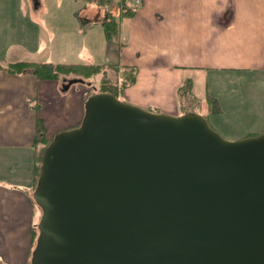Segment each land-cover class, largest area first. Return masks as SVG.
<instances>
[{
  "label": "water",
  "instance_id": "1",
  "mask_svg": "<svg viewBox=\"0 0 264 264\" xmlns=\"http://www.w3.org/2000/svg\"><path fill=\"white\" fill-rule=\"evenodd\" d=\"M82 79H70L67 90ZM31 264H264V131L97 92L44 149Z\"/></svg>",
  "mask_w": 264,
  "mask_h": 264
},
{
  "label": "crops",
  "instance_id": "2",
  "mask_svg": "<svg viewBox=\"0 0 264 264\" xmlns=\"http://www.w3.org/2000/svg\"><path fill=\"white\" fill-rule=\"evenodd\" d=\"M105 20L115 23L110 34ZM17 62L102 65L106 75L113 69L111 81L133 68L124 92L168 90L176 111L186 79L195 98L199 82L205 96L213 81L218 90L243 84L254 93L235 108L264 124V0H0V264H31L42 215L33 196L38 121L49 140L57 133H50L51 109L58 120L70 119V128L79 126L91 91L89 80L65 90L67 78L11 72ZM220 111L193 112L222 133L228 124Z\"/></svg>",
  "mask_w": 264,
  "mask_h": 264
},
{
  "label": "rangeland",
  "instance_id": "3",
  "mask_svg": "<svg viewBox=\"0 0 264 264\" xmlns=\"http://www.w3.org/2000/svg\"><path fill=\"white\" fill-rule=\"evenodd\" d=\"M113 69L111 68L110 73L108 72V75H106L107 73H105L104 75H102L103 72L99 73L98 75H95L94 77L87 79L81 76H78L76 74H67V75H61L59 77V79L62 80V78H67L66 79V84L69 82V80L74 77H78L82 79V82H88L87 80L90 81V85H91V91L90 93H92L93 91L96 92H101V83L102 80L104 78H106L107 80L109 79V77L112 78V80H114L116 78L114 72L112 71ZM115 70V69H114ZM110 75V76H109ZM94 78V79H93ZM111 80V79H110ZM230 81V80H228ZM78 82L74 83L77 84ZM234 84H239V83H235ZM214 84V81H213ZM211 85L213 87V89L210 91V93L208 94V96L203 95L204 91H205V86H204V82H199V84L196 85L195 88V94H196V98H198L199 101H201V103H199L197 101V99L191 94V92H186L185 96H181L180 97V102L183 106V108H179L177 111L176 109H173V107H171L170 105V94L168 93V90H163L162 92H160L159 90H151V91H141V93H139V96H129L127 93L124 92L123 89L121 91L118 92L117 98H119L122 101H126L129 102L131 104L140 106L142 108L148 109V110H152L156 112H161V113H167L170 115H175V116H179L182 115L184 113H186L187 110H190L188 112H193L195 109L198 111L202 108V111L204 113H206L208 110H212V105H211V101H209V97H213L216 98L219 104V108H220V114L223 117V123H225V121L227 122V126L226 129L222 130V133L220 131H218L213 125L211 120L208 121L210 123V125L216 129L219 133H221L225 138L227 139H234L235 137H237L238 135H242L244 133H246L247 135L250 133H255L256 131H260L258 130L260 127H263V125H261L260 123H256L259 124V126L254 125L252 123L253 117L251 115H247L245 114V110L242 111L239 107L235 108L237 106L236 103L237 100L242 96H249L251 97L253 95V91L252 93L250 92V87H248L247 89L245 88V86H243V84H241L240 86H237L236 88L233 87L232 90H225L224 88H221L218 90L217 85ZM94 88V90H93ZM214 91H217V95L219 96H214ZM124 92V93H123ZM237 92L240 94V96H238ZM259 93H263V91H260ZM258 93V94H259ZM257 94V93H256ZM129 97L132 101H128L127 97ZM126 99V100H125ZM158 102H155L157 101ZM160 100L163 102V104L160 103ZM240 102V101H239ZM233 104V105H232ZM250 106L251 102H250ZM185 111V112H184ZM55 113L57 114V112H54L52 109L50 110L49 113V125L51 126V132L50 133H54L55 131H64V130H69L70 125H69V120L70 119H61L58 120L57 118H55ZM212 113V112H211ZM46 122V121H45ZM47 125V122H46ZM247 129V130H246ZM56 134V133H55ZM252 136V135H251ZM40 210V209H38ZM42 216V215H41ZM36 244V242H35Z\"/></svg>",
  "mask_w": 264,
  "mask_h": 264
},
{
  "label": "trees",
  "instance_id": "4",
  "mask_svg": "<svg viewBox=\"0 0 264 264\" xmlns=\"http://www.w3.org/2000/svg\"><path fill=\"white\" fill-rule=\"evenodd\" d=\"M106 29L109 34L114 31L115 23L112 20H105ZM25 69H32L33 73L41 79H59L61 75L67 74H76L78 76L90 79L95 75L103 72L105 73V68L102 65L95 64H66V63H53V62H17L9 65V70L14 73H21ZM78 78V77H74ZM135 80V70L133 68L129 69L125 72L123 79L119 78L116 81H111L110 79L104 78L101 83V92H111L118 95V92L125 89L128 85L132 84ZM92 88V87H91ZM192 88V79H186L179 88L178 94L179 97L185 96L186 92H191ZM94 90V88H93ZM97 93L93 91L89 94L92 95ZM209 101H211L213 113H218L220 111L219 104L216 98L209 97ZM190 110H187L188 112ZM250 133L242 137H247L251 135H257L261 132ZM51 140L47 139L45 136V127L43 123L39 120L37 123V135L35 137V167H34V186L36 188L37 181L40 175L41 169V159L44 152V149L49 145ZM38 228V227H37ZM39 231L37 230L34 233V242H36Z\"/></svg>",
  "mask_w": 264,
  "mask_h": 264
},
{
  "label": "built area",
  "instance_id": "5",
  "mask_svg": "<svg viewBox=\"0 0 264 264\" xmlns=\"http://www.w3.org/2000/svg\"><path fill=\"white\" fill-rule=\"evenodd\" d=\"M135 5H140L142 0H133Z\"/></svg>",
  "mask_w": 264,
  "mask_h": 264
}]
</instances>
